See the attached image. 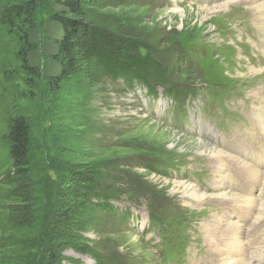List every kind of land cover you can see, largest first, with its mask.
Masks as SVG:
<instances>
[{"label":"rangeland","instance_id":"1","mask_svg":"<svg viewBox=\"0 0 264 264\" xmlns=\"http://www.w3.org/2000/svg\"><path fill=\"white\" fill-rule=\"evenodd\" d=\"M30 1L43 22L50 0H0V240H7L0 264H32L30 239L43 227L19 207L22 177L8 178L13 169L8 120L17 114L32 122L36 158L47 159L31 173L38 180L36 205L43 200L40 180L45 179L63 195L65 200L57 198L60 208L74 213L63 226L57 264H200L215 259L205 224L214 226L211 221L222 215L224 223H219L229 226L234 215L222 201L213 200L204 209L186 203L173 183L191 181L216 192L218 164L211 151H197V141L213 144L210 127L234 141L247 136L253 106L264 97V70L256 77L243 74L249 63L264 66L259 11L244 0L207 16L200 9L212 7L211 0L151 6L97 0L87 6L93 19L135 29L138 39L141 34L158 44L175 80L155 86L153 93L108 74L94 58L91 34L98 25L92 20L79 36L73 75L53 93L19 59L22 17L11 26L2 21L9 6ZM245 142L255 148L262 144ZM239 166L235 178L241 185L244 165Z\"/></svg>","mask_w":264,"mask_h":264},{"label":"trees","instance_id":"2","mask_svg":"<svg viewBox=\"0 0 264 264\" xmlns=\"http://www.w3.org/2000/svg\"><path fill=\"white\" fill-rule=\"evenodd\" d=\"M50 1L51 9L43 22L38 21L39 12L31 1L30 6L28 2L9 6L2 14V21L11 26L15 24V18L22 17L21 22L25 28L21 31L23 45L18 52L19 59L29 75L43 78L47 89L58 93L76 69L80 34L90 29L92 20L96 22L91 8L87 6L95 4L97 0ZM135 1L151 6L156 1L157 5H165L170 0ZM96 23L98 28L91 34L92 42L96 45L94 58L105 67L108 74L121 79L130 87L144 86L148 92L153 93L155 86L169 83V78L175 80L171 68L161 60L158 44L151 45L142 39L141 34L138 39L135 29L126 30L115 23L111 27L109 21ZM110 27L112 31L107 34L105 29ZM175 58L178 59V56ZM8 139L13 162L8 178L22 177L16 188L21 197L19 207L31 215L33 222H40L43 226L30 239L28 251L33 256L32 264H57L61 232L74 213L69 207L60 208V200H65L63 195L48 187L45 179L40 180L43 200H38L40 205H36V199H40L37 197L40 195L36 187L38 180L36 183L31 173L47 159L36 158L31 120L20 114L11 116L8 120ZM6 241L0 240V248H3Z\"/></svg>","mask_w":264,"mask_h":264},{"label":"bare ground","instance_id":"3","mask_svg":"<svg viewBox=\"0 0 264 264\" xmlns=\"http://www.w3.org/2000/svg\"><path fill=\"white\" fill-rule=\"evenodd\" d=\"M233 1L211 0V3L214 4L212 7H203L200 10H202L203 15L207 16L219 10L224 11ZM244 1L255 6L259 11L261 18L258 19H261L260 22L264 28V0ZM236 44L242 45L240 43ZM247 67L249 71L243 73L244 75L252 73L251 76L256 77L262 74L261 71L264 70V66H257L251 63L247 64ZM253 86L254 84H251L249 88ZM246 100L249 101V99ZM252 112V125L246 133L248 137L241 136L236 141L230 140L219 135V133L210 127L207 130V134H210L208 141L213 142V144L203 140L197 141L196 143L197 151L202 153L211 151L212 162L218 164L215 172L212 169L213 174L215 173V182L217 180L220 181V183L214 185L216 192L208 193L203 191L198 184L192 183L191 181L178 180L173 183L174 192H180L186 203L195 202L199 208L204 209L213 200L215 202L222 201L220 202L222 206L225 205L230 208L227 213L234 215V219L229 222V226L221 225L224 223L221 218L224 217L222 215L216 216L217 219L213 218L215 220L211 222L213 224L215 222L214 226L210 227L208 222L205 224L207 246L216 258L202 261L200 264H264L263 96L259 97V104L253 106ZM201 126L203 128V125ZM168 131H164V133H168ZM246 140L251 143L257 140L258 142H262V144H260V147L255 148L252 146L253 144L246 143ZM228 159L234 162L228 164ZM240 162L244 165L242 176L239 177V180H242L241 185L237 183L235 178L240 171ZM233 183H235L234 186H232ZM223 199L233 200L230 202L224 201Z\"/></svg>","mask_w":264,"mask_h":264}]
</instances>
